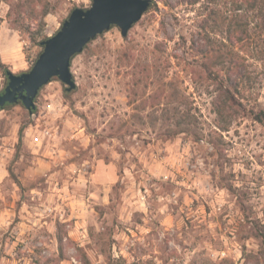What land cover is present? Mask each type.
I'll use <instances>...</instances> for the list:
<instances>
[{
  "label": "rangeland",
  "instance_id": "374dc122",
  "mask_svg": "<svg viewBox=\"0 0 264 264\" xmlns=\"http://www.w3.org/2000/svg\"><path fill=\"white\" fill-rule=\"evenodd\" d=\"M19 3L0 1L15 73L92 0ZM71 71L68 95L55 77L35 112L0 109V264H264V3L152 0Z\"/></svg>",
  "mask_w": 264,
  "mask_h": 264
},
{
  "label": "water",
  "instance_id": "95a60500",
  "mask_svg": "<svg viewBox=\"0 0 264 264\" xmlns=\"http://www.w3.org/2000/svg\"><path fill=\"white\" fill-rule=\"evenodd\" d=\"M152 0H92L88 8L76 7L61 28L41 44L43 51L32 68L22 73L7 70L8 83L0 93V107L21 102L30 112L36 108L40 89L57 77L72 91L77 84L71 71L73 58L87 44L116 25L126 37L150 8Z\"/></svg>",
  "mask_w": 264,
  "mask_h": 264
},
{
  "label": "trees",
  "instance_id": "16d2710c",
  "mask_svg": "<svg viewBox=\"0 0 264 264\" xmlns=\"http://www.w3.org/2000/svg\"><path fill=\"white\" fill-rule=\"evenodd\" d=\"M1 1V0H0ZM30 1V0H28ZM192 3H196L197 1L199 0H190ZM23 0H20V3L17 4V6H21L23 7ZM233 3H235L239 8H241L242 6H244L245 4H249L252 8H255V7H258L260 4L264 3V0H232ZM48 4V3H46ZM51 7H49V5H45L42 10L40 11V16L41 17H46L47 14H49L51 12ZM12 12V10H11ZM11 12H9V14H11ZM237 21V19H236ZM35 38V37H34ZM88 46V44L86 45V47ZM0 67L3 68L7 74V70H8V65L6 63H4L2 60H1V56H0ZM65 93L68 95L70 92L66 90L65 88ZM21 103V102H19ZM16 104V103H14ZM9 105H12L10 103H7L4 107H0V109H3ZM36 108L33 110V112H35ZM220 113H222V108L221 107H218L217 109ZM181 125V122L178 123V126ZM24 132V127L21 128V136ZM180 132V131H178ZM11 171V170H10Z\"/></svg>",
  "mask_w": 264,
  "mask_h": 264
},
{
  "label": "crops",
  "instance_id": "0c3cea01",
  "mask_svg": "<svg viewBox=\"0 0 264 264\" xmlns=\"http://www.w3.org/2000/svg\"><path fill=\"white\" fill-rule=\"evenodd\" d=\"M2 36H3V33H2V30H1V35H0L1 39H2Z\"/></svg>",
  "mask_w": 264,
  "mask_h": 264
}]
</instances>
